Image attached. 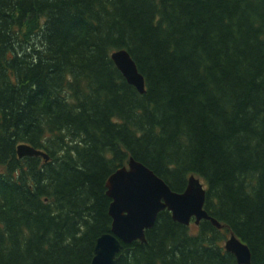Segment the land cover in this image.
<instances>
[{"label":"trees","instance_id":"1","mask_svg":"<svg viewBox=\"0 0 264 264\" xmlns=\"http://www.w3.org/2000/svg\"><path fill=\"white\" fill-rule=\"evenodd\" d=\"M131 157L175 191L203 179L225 226L164 210L117 264H238L231 232L264 264V0H0V264H90Z\"/></svg>","mask_w":264,"mask_h":264},{"label":"water","instance_id":"2","mask_svg":"<svg viewBox=\"0 0 264 264\" xmlns=\"http://www.w3.org/2000/svg\"><path fill=\"white\" fill-rule=\"evenodd\" d=\"M111 57L127 81L140 93H145V78L131 54L119 49ZM17 153L20 158L40 156L45 161L50 160L46 151L26 143L18 145ZM106 186L112 199L109 210L112 229L98 237L90 264H117L124 244L137 240L146 242V231L156 225L164 210L170 211L175 221L186 226L192 222L199 225L203 220L211 221L219 229L225 226L206 210L207 189L195 174L189 177L184 191H175L152 169L131 157L127 165L108 177ZM224 247L235 255L238 264H251L249 245L234 232L225 240Z\"/></svg>","mask_w":264,"mask_h":264},{"label":"rangeland","instance_id":"3","mask_svg":"<svg viewBox=\"0 0 264 264\" xmlns=\"http://www.w3.org/2000/svg\"><path fill=\"white\" fill-rule=\"evenodd\" d=\"M201 181L204 183V186L206 187V183L203 181V179H201ZM190 227H191V229H192L193 232H198V225L195 224L194 222L191 223ZM229 236H230V235H229ZM229 236H228V237H229ZM228 237H227V238H228ZM227 238H226V239H227ZM226 239H225V240H226ZM225 240H224V243H225ZM224 243H223V244H224Z\"/></svg>","mask_w":264,"mask_h":264}]
</instances>
